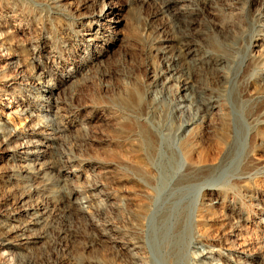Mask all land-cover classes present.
<instances>
[{"label": "rangeland", "instance_id": "1", "mask_svg": "<svg viewBox=\"0 0 264 264\" xmlns=\"http://www.w3.org/2000/svg\"><path fill=\"white\" fill-rule=\"evenodd\" d=\"M185 143L170 264H264V0H0V264H167Z\"/></svg>", "mask_w": 264, "mask_h": 264}, {"label": "bare ground", "instance_id": "2", "mask_svg": "<svg viewBox=\"0 0 264 264\" xmlns=\"http://www.w3.org/2000/svg\"><path fill=\"white\" fill-rule=\"evenodd\" d=\"M171 7V6H170ZM113 8V7H112ZM109 13V12H108ZM263 28V27H262ZM251 43V41H250ZM188 53H184L183 56H187ZM176 61V60H175ZM37 75V74H36ZM52 92V91H51ZM47 98V97H46ZM52 98V97H51ZM51 101V100H49ZM238 117V116H237ZM154 128V127H153ZM237 132V131H236ZM153 133V132H152ZM241 134V133H240ZM156 136V135H155ZM151 138V137H150ZM246 138V137H245ZM145 139H147L148 141L146 142V147L148 149H150L151 151H155L156 156L158 155V157L161 155V153L159 152V150L156 148V143L153 141L149 140V137L145 136ZM160 141V140H159ZM161 145V143H160ZM183 148H182V155L184 158V162L186 164V168H187V172L183 175V177L181 179H179L180 181H178V183L176 182V190L182 194V196H185L186 193H189V191L196 189V194H195V200L193 201V203L191 204L190 207V211L188 212L189 214L187 215V208L189 207V204H183L184 201H179L176 205H178L179 208L175 209L176 205L174 204V202L172 203L170 200V205L167 208L166 213L160 218V222L163 224V226H166V231H164L160 236H159V244L161 246V248H163V252L165 251V255H166V262L167 264H170V262L172 263L174 259H178L179 256V249L177 251H173L172 252V256L170 255V225L168 226L167 224L170 222V218L174 213H177L179 210V216L178 218L182 219V221H180L178 223V226L174 228L175 230V234L178 237H182L184 236L189 230L190 228H192V225L194 224L195 219V212L198 211V197L199 194L202 192L204 186L203 183L207 182L208 180L212 179L214 177L215 174L219 173L221 165L218 166H211V167H207V166H201L198 165L195 160L193 159V156L190 152V148H189V144H182ZM226 146L228 147V155H226L224 157V160H226L227 158H231V156H233L234 160L233 163L238 162V160H240L242 158V156L245 153V148H246V139H241V140H235V141H231L228 142L226 144ZM145 147V146H144ZM164 147V146H163ZM179 149V148H178ZM177 149V150H178ZM162 150V146L160 147V151ZM19 152V151H18ZM157 152V153H156ZM170 152V151H169ZM164 153V152H163ZM30 154V153H28ZM153 154V153H152ZM170 155V154H169ZM155 157V156H154ZM175 157V156H174ZM155 159V158H154ZM173 164L174 165H178L179 162H176V160L173 158ZM162 163V162H161ZM227 163V162H226ZM154 164V163H153ZM160 164V163H159ZM204 165V164H203ZM232 165V164H231ZM234 165V164H233ZM232 165V166H233ZM230 166V165H228ZM230 168V167H229ZM180 170V169H179ZM169 171V170H168ZM224 171V170H222ZM170 172V171H169ZM179 172V171H178ZM160 173V172H159ZM167 173V172H166ZM168 174V173H167ZM175 174V173H174ZM177 174V173H176ZM222 174V173H221ZM149 178L154 179V181H156V190H158L159 193H166L169 190V187L171 184H169V182L167 181V179L161 175L160 177L157 175L152 174V172H148ZM34 176V175H33ZM219 177V175H217ZM32 177V176H31ZM173 177V176H172ZM27 179V178H26ZM173 179V178H172ZM202 180V181H201ZM170 181V180H169ZM28 182V181H27ZM172 182V181H170ZM212 187V186H210ZM216 190V189H215ZM211 191H213V189H211ZM157 192V191H156ZM155 192V193H156ZM172 192V190H171ZM179 194V195H180ZM159 197V196H158ZM187 198V197H186ZM184 200V199H183ZM182 204L184 205L182 207ZM182 207V208H181ZM170 209H171V213L174 212L172 215L170 213ZM148 212V208L144 207L142 212H141V216H146ZM149 214V213H148ZM159 214V213H158ZM156 215H151L152 219H156ZM173 218V217H172ZM199 220H197V223L199 222V224H203V215H201V211H200V216L198 217ZM159 223V222H158ZM196 223V222H195ZM172 224V223H171ZM40 225V224H39ZM196 226V224H195ZM194 226V227H195ZM199 228V227H198ZM192 230V229H191ZM190 230V231H191ZM162 231V230H161ZM19 233V232H18ZM191 233V232H190ZM174 235V234H173ZM172 235V236H173ZM175 236V235H174ZM20 239V238H19ZM179 239V238H178ZM26 240V238H23L22 240L18 241V245H15L16 249H19V247L21 245H23L21 243V241ZM37 241V240H36ZM179 241V240H178ZM156 242V240H155ZM174 242V241H172ZM26 244V243H25ZM157 244V243H156ZM158 244V245H159ZM172 244V243H171ZM182 245V244H181ZM29 246V245H28ZM6 247V246H5ZM159 247H157L158 249ZM20 250V249H19ZM173 250V249H172ZM171 256V257H170ZM182 256V255H181ZM165 259V258H164ZM161 261V260H160ZM175 262V261H174ZM177 262V261H176ZM165 264V263H164ZM175 264V263H174Z\"/></svg>", "mask_w": 264, "mask_h": 264}]
</instances>
